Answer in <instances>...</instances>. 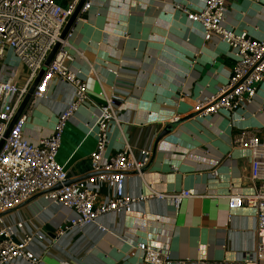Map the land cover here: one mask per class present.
<instances>
[{
	"label": "crops",
	"instance_id": "0c3cea01",
	"mask_svg": "<svg viewBox=\"0 0 264 264\" xmlns=\"http://www.w3.org/2000/svg\"><path fill=\"white\" fill-rule=\"evenodd\" d=\"M87 1L90 7L81 12L67 40L74 57L69 65L84 76L89 97L65 128L58 161L71 180L90 173L104 90L115 99L122 121L111 124L105 157L126 143L137 154L141 149L153 151L149 168L127 178V193L188 190L192 196L184 198L179 208L170 200L139 202L130 212L102 216L105 232L91 224L69 230L57 242L56 231L67 213L45 196L8 212L6 222L24 224L19 237L25 232L45 234L30 244L42 259L40 264H144L141 251L132 254L140 242L170 251L183 264H242L244 255L264 242V231L256 230L253 207L230 205V194L255 191L253 153L236 144L235 138L247 130L264 143V80L245 108L201 118L193 110L195 100L215 94L236 62L228 44L218 37L206 41L201 24L182 10L197 11L205 0ZM224 24L264 38V0H229ZM14 66V80L25 84L28 70L16 60ZM181 93L190 96L181 101ZM74 98L70 83L51 82L48 97L24 110L25 135L35 142L50 136ZM177 121L172 132L158 141L164 128ZM99 189L102 199L113 192L104 183Z\"/></svg>",
	"mask_w": 264,
	"mask_h": 264
},
{
	"label": "built area",
	"instance_id": "2783aa9c",
	"mask_svg": "<svg viewBox=\"0 0 264 264\" xmlns=\"http://www.w3.org/2000/svg\"><path fill=\"white\" fill-rule=\"evenodd\" d=\"M229 0H205L197 11L183 8L187 17L203 28L206 41L218 37L228 44L235 65L228 81L215 94L202 95L195 100L194 112L201 118L227 114L245 108L257 95L264 80V38L256 39L248 32H236L225 26ZM80 0H0V264L24 260L40 264L42 259L31 248L35 239H44L43 232H25L24 224H9L5 215L34 196L42 194L67 213L64 225L56 231V242L74 228L97 224L103 232L106 226L99 219L111 212H130L133 207L149 199L170 200L179 208L192 192L161 193L151 189L141 195L126 191V180L132 173L142 174L152 160L151 149L135 152L129 143L113 156L105 157L113 122L122 123L115 99L104 90L105 101L97 120V144L91 153V171L87 176L71 180L68 171L57 159L65 128L72 116L87 103V83L71 68L74 60L70 43L61 35ZM90 7L87 1L82 12ZM61 42L57 54L39 81L29 104L48 97V88L55 79L65 80L75 90L74 100L60 114L53 133L32 141L25 135L27 115L23 112L11 127L29 89L54 48ZM84 55L83 52L80 53ZM9 60L8 63L6 61ZM14 60L28 70V80L20 85L14 80ZM117 73V72H115ZM190 95L181 93L179 100ZM180 118L178 115L177 119ZM11 127V129H10ZM10 130V131H9ZM9 131V134L7 132ZM235 143L253 153L251 180L252 194H230L231 208L247 204L254 208L258 232L264 231V143L261 138L242 130ZM71 180V181H70ZM70 181V182H69ZM109 186L113 192L102 199L99 185ZM143 253L144 264H183L170 251L156 248L146 242L138 243L132 252ZM242 264H264V242L244 255Z\"/></svg>",
	"mask_w": 264,
	"mask_h": 264
},
{
	"label": "water",
	"instance_id": "95a60500",
	"mask_svg": "<svg viewBox=\"0 0 264 264\" xmlns=\"http://www.w3.org/2000/svg\"><path fill=\"white\" fill-rule=\"evenodd\" d=\"M86 2H87V0H80V2H79V4H78L77 8L75 9V11L73 12V14H72L71 17L69 18V20H68L66 26H65L64 29H63V32H62V35H61V38H62V39H66L67 36H68V34L71 32V30H72L74 24L76 23L78 17L80 16V14H81V12H82V9H83V7H84V5H85ZM60 47H61V42H58V43L54 46V48L52 49V51L50 52V54H49V56H48V58H47V60H46V62H45L44 67H43L42 70L39 72V74H38V76L36 77L35 81H34L33 84L31 85V87H30V89H29V92H28V94L26 95V97H25L23 103L21 104V106H20V108H19V110H18V112H17V114H16V117H15V119L13 120V122H12V124H11V127H12L13 124L16 122V120L20 117V115L24 112L25 108L28 106V104H29V102H30V100H31V98H32V95H33V93H34V91H35V89H36V87H37V85H38V83H39V81L41 80V78L43 77L45 71L47 70L48 65H49V64L53 61V59L55 58V55L57 54V52H58V50H59ZM189 118H190V117H189ZM179 123H180V122H178V121H177V122H173V123H169V124L164 128V130L161 132V134H160V136H159V138H158V141H159L162 137H164L165 135H168L169 133H171L172 130H173V128L176 127ZM11 127H10V129H11ZM9 131H10V130H9ZM9 131L7 132L6 135L9 134ZM158 141H157V142H158ZM0 148H1V145H0ZM149 166H150V164H149ZM149 166H147L146 168H144V171H146V170L149 168ZM70 181H71V180H70ZM70 181H69V182H70ZM38 196H42V194H38V195H36V196H34V197H38Z\"/></svg>",
	"mask_w": 264,
	"mask_h": 264
},
{
	"label": "rangeland",
	"instance_id": "374dc122",
	"mask_svg": "<svg viewBox=\"0 0 264 264\" xmlns=\"http://www.w3.org/2000/svg\"><path fill=\"white\" fill-rule=\"evenodd\" d=\"M8 62H9V60L6 61V63H8ZM13 65H14V62H13Z\"/></svg>",
	"mask_w": 264,
	"mask_h": 264
}]
</instances>
